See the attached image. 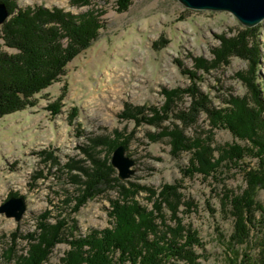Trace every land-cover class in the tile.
Returning a JSON list of instances; mask_svg holds the SVG:
<instances>
[{"label":"rangeland","instance_id":"1","mask_svg":"<svg viewBox=\"0 0 264 264\" xmlns=\"http://www.w3.org/2000/svg\"><path fill=\"white\" fill-rule=\"evenodd\" d=\"M16 1L22 8L58 6L80 13L97 4L103 5L104 11L99 36L67 64L58 80L35 92L30 97L31 104L0 114V206L13 194L22 195L27 201V210L19 221L0 212V261L5 249L13 243L12 232L18 230L21 235L17 239L18 252H26L28 240L24 235L36 229L38 214L51 209L55 217L64 207L61 201L66 193L77 194V188L69 182L67 173L60 171V165L70 157L85 159L81 146H86L90 137H114L118 130L129 137L127 154L135 160L132 167L135 172L123 181L138 182L158 191L164 183H178L183 194L179 216L183 217V223L198 231L202 241L195 247L201 255L198 263L229 264L234 256L229 240L235 220L224 199V187L241 193L249 185L245 173L233 162L221 166L220 173L185 175L191 154L187 151L173 154L170 138L164 132L175 124L187 136L214 129L210 145L216 155L235 137L228 129L211 127L205 111L200 112L195 123H190L191 117L184 123L181 113L189 116L188 110L194 106L188 94L175 104L178 107L164 122L139 123L134 118L122 117L121 113L127 103L160 107L166 100L163 90L176 87L195 85L214 106L223 105L232 95L249 97L245 81L249 61L231 53L225 43L249 42L248 47L260 44L258 75L264 84V19L247 26L228 10L193 9L179 0H132L124 11L118 10L117 0H93L94 5L78 7L70 0ZM221 47L225 50L223 59L215 60V50ZM4 49L16 52L6 46ZM195 58L206 60L209 69L205 72L197 69L201 79L191 85L185 69L196 70ZM146 108L145 114L151 116L153 113ZM97 148L100 157L108 155L107 147ZM50 153L60 164L47 157ZM246 162L251 166L258 164L251 157ZM116 172L118 176L117 169ZM255 185L250 192L262 203L264 186ZM105 191L89 199L75 214L79 225L76 235L110 224L109 199L116 197L117 191L109 188ZM145 195L142 193L140 199L151 207ZM251 235L249 243L235 245L239 250L238 264L242 262L243 251L257 257L261 250L264 235L254 231ZM69 247L67 242L57 244L45 264L59 263Z\"/></svg>","mask_w":264,"mask_h":264},{"label":"trees","instance_id":"2","mask_svg":"<svg viewBox=\"0 0 264 264\" xmlns=\"http://www.w3.org/2000/svg\"><path fill=\"white\" fill-rule=\"evenodd\" d=\"M0 2L7 4L12 15L0 25V114H3L31 104L30 97L35 92L64 74L67 64L99 36L103 26L100 16L104 7L95 4L86 11L73 13L58 6L22 8L16 0ZM92 2L70 0L77 7L94 5ZM131 3L132 0H117V8L119 11L127 10ZM248 43L232 40L225 45L229 46L231 53L249 61V75L245 78L249 97L232 95L225 99L223 105L214 106L200 90L195 89L194 84L201 79L197 69L204 72L209 69L206 60L195 58L196 70L185 69L193 88L164 89L165 102L160 107H148L153 113L151 116L145 114V106L128 103L121 113L122 117L134 118L139 123L164 122L175 106L178 107L175 104L188 94L192 96L194 106L187 108L189 116L181 113L180 119L184 123L189 117L192 118L190 123H195L200 112L205 111L211 127L228 129L235 137V141L224 144L220 154L216 155V150L210 145L214 140V129L187 136L175 124L168 126L164 132L170 138L173 154L184 151L191 154L188 167L184 169L185 175L192 176L195 172L208 175L220 173L218 169L221 166L233 162L245 173L249 185L244 191L235 193L224 187V199L235 220L229 240V248L234 256L230 257L229 264H238L239 250L235 245L249 243L253 231L264 235V202L259 203L250 192V188H255L257 183L264 186V84L258 75L260 44L248 47ZM4 46L16 52H9ZM222 47L215 50V60L223 59L221 55L225 50ZM114 133V137H90L88 144L81 146L85 159L70 157L60 165V171L67 173L69 182L77 188V194L66 193L61 201L64 207L55 217H52L51 209L38 214L36 229L24 235L28 240L26 252H18L17 239L21 235L18 230L12 232L13 243L3 252L0 264H45L55 246L62 242H67L70 247L56 264H199L201 255L195 247L202 241L198 231L183 223V217L179 216L183 203V194L178 189L180 185L164 183L158 191L145 184L120 180L110 162V154L121 143L127 149L129 137L118 130ZM101 145L108 149L105 157L96 154L97 147ZM47 157L59 163L52 153ZM249 157L257 159V166L246 162ZM108 188L117 191V196L109 199L110 224L76 235L79 225L75 214L89 199L105 193ZM142 193H146L151 207L141 201ZM255 255L250 256L246 250L243 251L241 264L244 261L264 264V243L261 244L257 260Z\"/></svg>","mask_w":264,"mask_h":264},{"label":"water","instance_id":"3","mask_svg":"<svg viewBox=\"0 0 264 264\" xmlns=\"http://www.w3.org/2000/svg\"><path fill=\"white\" fill-rule=\"evenodd\" d=\"M182 4L193 9L228 10L243 24L254 26L264 19V0H179ZM10 16L6 3L0 2V25ZM112 166L118 170L121 180L129 179L135 169V160L127 154L126 146L119 144L113 150ZM27 210V201L24 196H11L1 206L0 212L7 217L19 221Z\"/></svg>","mask_w":264,"mask_h":264}]
</instances>
